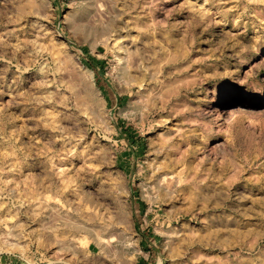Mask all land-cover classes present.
<instances>
[{
    "label": "rangeland",
    "instance_id": "obj_1",
    "mask_svg": "<svg viewBox=\"0 0 264 264\" xmlns=\"http://www.w3.org/2000/svg\"><path fill=\"white\" fill-rule=\"evenodd\" d=\"M101 1L0 0V264H264V0Z\"/></svg>",
    "mask_w": 264,
    "mask_h": 264
},
{
    "label": "bare ground",
    "instance_id": "obj_2",
    "mask_svg": "<svg viewBox=\"0 0 264 264\" xmlns=\"http://www.w3.org/2000/svg\"><path fill=\"white\" fill-rule=\"evenodd\" d=\"M96 1H98V2L100 3V0H96ZM103 2H105L104 5H106V1L104 0ZM103 2L101 1L102 4H103ZM99 3H98V4H99ZM98 4H97V5H98ZM102 4H100L101 7H102ZM101 7H100V8H101ZM97 8H99V7L97 6ZM102 8H103V7H102ZM99 10H100V9H99ZM102 10H103V9H102ZM102 10H101V11H102ZM99 12H100V11H99ZM82 67H83V66H82ZM84 69L88 72V73H87V72H86V73L89 75V77H93L92 72H91L88 68L84 67ZM162 143H164V142L162 141ZM162 143H161V144H162ZM165 143H166V142H165ZM169 143H170V142H169ZM169 143L167 144V145H168L167 148L169 147ZM171 144H172V143H171ZM163 145H164V144H163ZM163 145H162V146H163ZM162 146H161V148H162ZM165 146H166V144H165ZM170 146H171V145H170ZM159 148H160V147H159ZM163 148H164V147H163ZM167 148H166V149H167ZM166 149H163V150L166 151ZM169 149H170V148H169ZM173 149H174V146H173ZM170 150H172V149H170ZM159 151H160V149H159ZM166 152H167V151H166ZM169 152H170V151H169ZM171 153H172V152H171ZM171 153H170V154H171ZM164 154H166V153H164ZM164 154H163L162 156H164ZM173 154H174V153H173ZM167 155H168V154H167ZM167 155H166V156H167ZM174 155H175V154H174ZM174 155L171 154V157H172V156L174 157ZM171 157H170V159H171ZM168 158H169V157H168ZM162 159H163V158H162ZM174 159H175V158H174ZM165 160H167V159H165ZM168 160H169V159H168ZM168 160H167V163H168ZM171 160H172V159H171ZM161 161H162V160H161ZM172 161H174V160H172ZM175 161L177 162V160H175ZM175 161H174V163H175ZM170 162H171V161H170ZM160 163H161V162H160ZM160 163H158V164H160ZM167 163H166V164H167ZM177 163H178V162H177ZM158 164H157V166H158ZM162 164H163V161H162ZM160 166H161V167H164L165 169H167V167L170 168V169L172 168V169H173V172H174V168H173V166H172V163H171V166H170V165H168V166L166 165L167 167H165V166H163V165H160ZM174 167H175V166H174ZM176 167H177V166H176ZM159 169H160V167H159ZM155 170H156V169H155ZM157 170H158V169H157ZM162 170H163V169H161V171L159 170L160 173L162 172L161 175L166 174V173H165V170H163V171H162ZM168 171H169V170H168ZM170 172H172V171H170ZM173 172L171 173V174H172L171 177L168 176V175H169L168 173H167L168 175L166 174L168 177H170V178H169V182H168V180H167V182L170 183V186L168 185L167 182L164 183V184L167 183L166 185H167L168 187H171V186H175V185H179V184H181V183H180V182H181V181H180L181 179L179 178L180 175H181V173L178 174V172H176V174H174ZM155 173H156V171H155ZM160 173H159V174H160ZM177 174L179 175V177H178ZM161 175H160V176H161ZM166 175H165V176H166ZM196 175H198V174H196ZM156 177H157V176H156ZM193 177H194V176H193ZM191 178H192V177H191ZM198 178H201L200 175H199ZM202 178H203V177H202ZM160 179L162 180L161 177H160ZM163 179L165 180V178H163ZM189 179H190V178H189ZM161 180H160V181H161ZM170 180H171V181H170ZM197 180H198V179H197ZM199 180H200V179H199ZM185 181H186V180H185ZM199 182H200V181H199ZM188 183H189V182H188ZM192 183H193V182H192ZM164 184L162 183L161 185H164ZM185 184H186V183H185ZM193 184H194V183H193ZM166 185H165V186H166ZM186 185H187V184H186ZM186 185H185V186H186ZM165 186H164V187H165ZM181 186H182V185H181ZM191 186H192V185H191ZM191 186L189 185V188H192ZM179 187H180V186H179ZM195 187H197V185H196ZM172 188H173V187H172ZM175 188H177V186H175ZM198 188H200V187H198ZM167 189L170 190L169 188H167ZM184 189H185V188H184ZM181 190H182V189H181ZM190 190H191V189H190ZM190 190H188L187 192L190 193ZM193 190H194V188L192 189V191H193ZM171 191H172V190H171ZM173 191H175V190H173ZM183 191H184V190H183ZM185 191H186V189H185ZM169 192H170V191H169ZM195 192H197V189H196V191H194V194H197V193H195ZM199 193H200V192H199ZM191 194H193V193H191ZM198 195H199V194H198Z\"/></svg>",
    "mask_w": 264,
    "mask_h": 264
}]
</instances>
